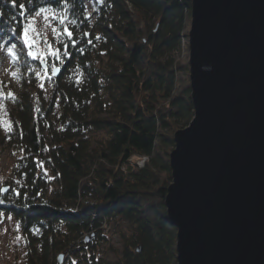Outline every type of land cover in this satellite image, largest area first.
Instances as JSON below:
<instances>
[{
	"label": "trees",
	"instance_id": "obj_1",
	"mask_svg": "<svg viewBox=\"0 0 264 264\" xmlns=\"http://www.w3.org/2000/svg\"><path fill=\"white\" fill-rule=\"evenodd\" d=\"M192 1L0 0V53L15 45L23 85L9 132L0 128V157L8 146L15 171L0 211L22 225L29 264H61L58 251L69 253L65 264H178L165 203L170 154L176 128L195 112L188 55H172L187 38ZM43 12L60 33L52 50L61 58H49L61 73L49 99L38 88L43 65L22 39ZM134 157L147 159L139 166ZM111 224L129 230H119L124 246L105 262L98 249Z\"/></svg>",
	"mask_w": 264,
	"mask_h": 264
},
{
	"label": "water",
	"instance_id": "obj_2",
	"mask_svg": "<svg viewBox=\"0 0 264 264\" xmlns=\"http://www.w3.org/2000/svg\"><path fill=\"white\" fill-rule=\"evenodd\" d=\"M189 37L195 115L165 200L178 264H264V0H193Z\"/></svg>",
	"mask_w": 264,
	"mask_h": 264
},
{
	"label": "rangeland",
	"instance_id": "obj_3",
	"mask_svg": "<svg viewBox=\"0 0 264 264\" xmlns=\"http://www.w3.org/2000/svg\"><path fill=\"white\" fill-rule=\"evenodd\" d=\"M87 8L89 13L93 14L95 11L94 1H89ZM45 17H47V19H45ZM29 25H32L41 34L36 37L38 43L36 47L33 48V51L39 49V52L44 54L43 62L38 56V60L43 65L41 69H37V72L40 74L37 75L39 79L38 88L42 92L43 97L49 99L52 94L54 84L60 76H55L52 73L53 66L56 68H60V66L56 65L53 59L49 58L51 54L48 49V45H52L53 49L52 41L57 37V34H54L52 29L57 28V23L53 20V17L49 13L43 12L39 13V15L36 14L30 21ZM188 30L187 38L183 42L182 50L174 52L172 58L179 59L188 55V60L190 61L189 32L191 30V24ZM30 35L34 37L36 36L33 32H30ZM45 41H47V43H45ZM22 87V82L16 75L13 57L9 54L8 49L4 50L3 54L0 53V128L3 134H7L11 128L10 109L14 106L13 97L18 91L23 89ZM9 94H11V96ZM189 124L187 126H189ZM185 127L186 126L177 127L176 129L179 130ZM140 161H142V163L144 161L145 163L146 159L144 157L132 158V162L139 166L142 165ZM13 163L14 161L9 147H3V154L0 157V196L4 192V188H7V191L4 192L6 195H9L10 193L8 187L11 186V182L15 179ZM53 194V191L50 189L45 193V196L51 197ZM118 225L111 224L105 227L104 233L106 237L105 240L101 242L98 249L100 257L105 262L116 260L124 246V241L121 238V234H119V230L128 231L129 225L120 224L122 225L120 228H118ZM28 247V241L19 221L15 218V216L0 211V264H29ZM56 254L58 259L60 255H63L61 264H65L69 253L67 254L64 251H58ZM73 258L75 259V257Z\"/></svg>",
	"mask_w": 264,
	"mask_h": 264
},
{
	"label": "snow or ice",
	"instance_id": "obj_4",
	"mask_svg": "<svg viewBox=\"0 0 264 264\" xmlns=\"http://www.w3.org/2000/svg\"><path fill=\"white\" fill-rule=\"evenodd\" d=\"M21 7H23V6H21ZM41 11H44V10L42 9ZM37 15H39V13H37ZM45 19H47V17H45ZM60 23L61 24L64 23V19L63 18L60 19ZM52 31H53L54 34L60 35V33H57V30L55 28H53ZM30 32L35 33L36 36L35 37L34 36H31L30 35ZM63 34H66L70 40H71L72 35H73L72 31H70L67 27H65L63 29ZM40 35L41 34L32 25H28L27 27H25L23 29L22 39H23L24 45L27 46L30 49L29 52H28V55L31 56L33 59H36L39 56V58L43 62L44 61V54L43 53H40L39 52V49H37L36 51H32L31 50V49H33V48L36 47V45L38 43L36 37H38ZM45 43H47V41H45ZM72 43L74 44L75 41H72ZM63 47L65 49V53L64 54L65 55H68V53H67L68 45L67 44H64ZM14 48H15V45H13L12 48H9L8 49L10 55L15 56V52L13 51ZM48 49H49L50 54L52 56H55V58L57 60H59L61 58L60 57V52H59L58 49L55 50V51H53L52 50V45H48ZM57 71H58V69L55 66H53L52 67V73L55 74ZM37 75H40V74L37 73ZM41 87H42V85H41ZM9 95L11 96V94H9ZM40 166H42V164Z\"/></svg>",
	"mask_w": 264,
	"mask_h": 264
},
{
	"label": "built area",
	"instance_id": "obj_5",
	"mask_svg": "<svg viewBox=\"0 0 264 264\" xmlns=\"http://www.w3.org/2000/svg\"><path fill=\"white\" fill-rule=\"evenodd\" d=\"M145 159H146V157H144ZM141 163H142V161H140ZM143 163H144V161H143ZM143 163H142V165H143Z\"/></svg>",
	"mask_w": 264,
	"mask_h": 264
},
{
	"label": "bare ground",
	"instance_id": "obj_6",
	"mask_svg": "<svg viewBox=\"0 0 264 264\" xmlns=\"http://www.w3.org/2000/svg\"><path fill=\"white\" fill-rule=\"evenodd\" d=\"M147 159V158H146ZM145 163H143V165H144ZM143 165H141V166H143Z\"/></svg>",
	"mask_w": 264,
	"mask_h": 264
}]
</instances>
